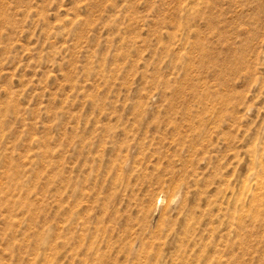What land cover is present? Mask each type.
<instances>
[{
  "label": "rangeland",
  "instance_id": "374dc122",
  "mask_svg": "<svg viewBox=\"0 0 264 264\" xmlns=\"http://www.w3.org/2000/svg\"><path fill=\"white\" fill-rule=\"evenodd\" d=\"M0 264H264V0H0Z\"/></svg>",
  "mask_w": 264,
  "mask_h": 264
}]
</instances>
